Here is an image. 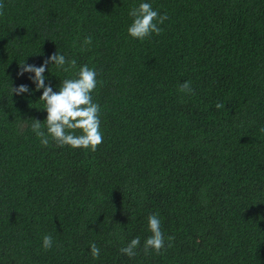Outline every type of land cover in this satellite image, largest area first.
<instances>
[{
    "label": "trees",
    "instance_id": "16d2710c",
    "mask_svg": "<svg viewBox=\"0 0 264 264\" xmlns=\"http://www.w3.org/2000/svg\"><path fill=\"white\" fill-rule=\"evenodd\" d=\"M144 2L168 19L141 42L128 13ZM0 4V264H264V0ZM57 51L76 68L49 65L54 91L84 65L102 82L95 152L32 131L47 119L43 90L19 63ZM20 85L30 91L13 95ZM153 214L165 249L145 254ZM136 237L129 258L120 249Z\"/></svg>",
    "mask_w": 264,
    "mask_h": 264
},
{
    "label": "clouds",
    "instance_id": "9594fccd",
    "mask_svg": "<svg viewBox=\"0 0 264 264\" xmlns=\"http://www.w3.org/2000/svg\"><path fill=\"white\" fill-rule=\"evenodd\" d=\"M3 8L4 5L0 4V15H3ZM128 14L132 18L128 34L141 42L150 39L153 34L159 36L163 31L160 25L168 19L167 14L161 15L147 2L140 3L138 7L133 6ZM83 43L85 46L90 45L92 38L86 37ZM84 50V48L81 49V51ZM50 64L66 73L76 68V60H67L65 55L59 51L53 53L41 66L29 65L26 62L19 63L18 75L34 74V76L30 75L29 78L36 85V91L43 90L40 101L44 102L47 119L44 123L34 120L31 125L32 131L35 132L45 147L49 145V137H51L56 145L61 148L68 146L72 149L97 151L103 143V133L100 130V105L93 102V93L98 83H102L97 80V71L84 65L74 78L62 80L59 91H54L51 85L45 84L46 77L44 74ZM11 91L13 95H23L30 90L27 85H20L18 88L12 87ZM179 91L191 95L193 93L191 81L180 84ZM224 107L225 105L222 103L216 104L217 109ZM42 124H46V133L42 130ZM148 229L151 236L145 240L143 251L148 254L150 250H154L160 254L161 250L165 249V237L161 230L158 214L148 217ZM167 239L172 241L174 237L169 236ZM140 244V237H136L126 247L121 248L120 252L129 258L135 257L138 254L137 249ZM52 246V236L45 235L43 237L44 250L49 251ZM168 246L171 247V244L169 243ZM90 247L92 257L98 259L100 249L95 243H92Z\"/></svg>",
    "mask_w": 264,
    "mask_h": 264
}]
</instances>
